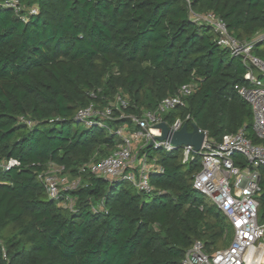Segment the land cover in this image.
<instances>
[{"label": "trees", "instance_id": "obj_1", "mask_svg": "<svg viewBox=\"0 0 264 264\" xmlns=\"http://www.w3.org/2000/svg\"><path fill=\"white\" fill-rule=\"evenodd\" d=\"M23 3L38 9L27 22L0 8V161L20 162L0 169V264H183L195 241L208 253L230 246L226 216L194 196L199 155L184 164L182 148H146L162 171L150 175L154 194H140L127 182L80 173L86 163L111 155L120 139L99 126L82 128L76 116L120 96L128 106L111 126L131 127V116L196 82L186 106L164 116L167 123L190 116L188 126L217 143L244 128L252 143L264 144L255 137L251 107L235 90L249 68L217 44L212 27L190 15L214 13L232 36L249 41L264 33V0ZM254 55L264 61V40ZM50 165L63 167L72 180L81 176L78 189L63 193L75 199L73 210L48 197L39 176Z\"/></svg>", "mask_w": 264, "mask_h": 264}, {"label": "built area", "instance_id": "obj_2", "mask_svg": "<svg viewBox=\"0 0 264 264\" xmlns=\"http://www.w3.org/2000/svg\"><path fill=\"white\" fill-rule=\"evenodd\" d=\"M185 1L189 4V0ZM0 8L13 10L24 22L38 12L37 7H28L23 0H2ZM190 15L195 23L212 27L217 35V44L229 49L233 57H240L249 68L244 78L245 84L235 86V90L251 107L255 137L264 143V85L258 78V75H264V61L254 55L256 45L264 40L262 33H257L249 41H240L230 34L226 23L214 13L197 15L191 11ZM197 89L196 82L183 85L176 94L164 98L155 109L131 116V127L111 126L124 117H115L116 113L128 106L120 96L103 108L90 104L79 110L76 116L78 124L85 128L102 127L120 139L111 155L86 163L80 168V173H89L111 182H127L140 194H154L150 175L162 169L157 165L156 158L149 157L146 148L168 153L177 149L169 139H156L162 137V130L157 126L166 123L172 136L188 125L190 116L178 118L171 124L164 120V116L184 108L186 98ZM19 121L29 128L35 125L29 117H20ZM193 126L189 127L190 132ZM199 132L205 135L199 153L194 154L191 145L182 147V162L188 164L196 155L200 156L201 170L194 176L193 189L210 198L211 203L226 216L233 231V241L230 246L214 253H208L201 241H195L187 251L183 264H264V222L259 220L264 144L252 143L244 128L224 136L219 143L210 139L207 131L199 129ZM235 160L243 162L245 166L242 167L243 164H237ZM16 167H20L17 160L0 161L2 171ZM62 174L63 167L50 165L39 177L52 201L64 209L73 210L75 199L63 193L78 189L82 179L80 176L67 181L61 178Z\"/></svg>", "mask_w": 264, "mask_h": 264}, {"label": "water", "instance_id": "obj_3", "mask_svg": "<svg viewBox=\"0 0 264 264\" xmlns=\"http://www.w3.org/2000/svg\"><path fill=\"white\" fill-rule=\"evenodd\" d=\"M157 128L162 130V137L156 138L157 140L162 141L169 139L177 149L191 145L194 148V154L199 153L205 139V135L199 132L197 126H193L192 132H190L189 126L184 125L180 132L172 136L170 135L169 128L166 123H161L157 126ZM150 147H152V143L150 144Z\"/></svg>", "mask_w": 264, "mask_h": 264}, {"label": "rangeland", "instance_id": "obj_4", "mask_svg": "<svg viewBox=\"0 0 264 264\" xmlns=\"http://www.w3.org/2000/svg\"><path fill=\"white\" fill-rule=\"evenodd\" d=\"M262 38H264V33H262ZM262 83H263V85H264V80H262ZM81 127L83 128L84 126L83 125H81ZM61 178H63V179H65V180H67V181H71L72 180V178L70 177V175L69 174H62L61 175ZM63 185L61 186V188L63 189ZM194 196L195 197H197V198H203L204 199V201H205V203L206 204H208V205H211L212 203H211V200H210V198H208V197H206L205 195H203V194H201V193H195L194 194Z\"/></svg>", "mask_w": 264, "mask_h": 264}]
</instances>
